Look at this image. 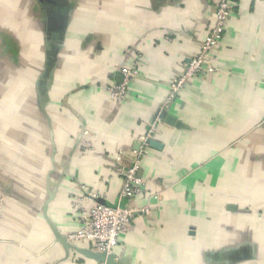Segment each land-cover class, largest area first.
Returning a JSON list of instances; mask_svg holds the SVG:
<instances>
[{
	"label": "crops",
	"instance_id": "1",
	"mask_svg": "<svg viewBox=\"0 0 264 264\" xmlns=\"http://www.w3.org/2000/svg\"><path fill=\"white\" fill-rule=\"evenodd\" d=\"M30 1L23 11L22 2L0 0V17L20 36L21 67L0 98L8 102L0 113V264H95L53 243L40 213L47 182L57 189L51 218L65 232L74 229L79 184L125 206L115 169L131 163L159 108L174 121L159 123L157 147H144L145 187L133 201L153 210L120 235V264H264V0H233L214 55L219 72L174 95L170 84L207 36L216 0H68L44 13ZM53 30L62 35L44 91L57 147L51 164L33 81ZM130 65L137 78L116 106L109 88ZM82 126L92 138L87 152L74 146Z\"/></svg>",
	"mask_w": 264,
	"mask_h": 264
},
{
	"label": "built area",
	"instance_id": "2",
	"mask_svg": "<svg viewBox=\"0 0 264 264\" xmlns=\"http://www.w3.org/2000/svg\"><path fill=\"white\" fill-rule=\"evenodd\" d=\"M233 0H216L214 20L205 39L200 44L198 52L191 57L182 74L170 84L171 94L174 95L195 79L204 75L218 73L214 55L220 46L225 32L229 27L233 11ZM120 81L109 88V97L115 105L125 101L129 86L137 78L135 66H122L119 70ZM160 121H152L144 136L139 138L138 150L132 151L133 160L128 166L115 169L116 175L122 180L120 198L129 201L125 206H106L95 202L98 197L94 193H84V186L79 184L80 195L73 197L70 203V213L75 217L74 229L66 232L67 239L74 244L84 246L98 252H115L119 254L121 246L119 237L130 230L131 222L136 216H148L153 205L147 203L141 207L133 205L136 197L140 196L145 187V180L140 174L141 157L147 146L146 140L153 138ZM79 149L88 151L91 146V136L84 131ZM145 147V148H144ZM121 155L116 160H121ZM158 195V194H157ZM156 196V195H155Z\"/></svg>",
	"mask_w": 264,
	"mask_h": 264
},
{
	"label": "water",
	"instance_id": "3",
	"mask_svg": "<svg viewBox=\"0 0 264 264\" xmlns=\"http://www.w3.org/2000/svg\"><path fill=\"white\" fill-rule=\"evenodd\" d=\"M56 5L58 7L62 6L61 4H56ZM61 30H63V28ZM60 35L62 34L61 33L57 34V31L53 30L52 34L45 40L44 45H43L44 46V59L39 69V72L36 74L35 79L33 81L34 90L36 91V96H37L38 108L44 118L47 128L49 129L48 138L50 140V161L52 162L51 164H54L53 163L54 156H55L57 147L54 142L53 131L50 125L51 120L46 111V95L44 91L47 86V83L49 82L50 74L54 68L58 47L61 46V43H60L61 36ZM170 94H171V90H170ZM156 119L168 125L169 124L172 125L174 121V119L171 116L166 115L165 110L160 111V108L155 112L153 116V120H156ZM85 130L86 129L83 126L80 127V131L74 139L75 146L79 144V141L83 137V133ZM146 143L150 147H157L153 138L147 139ZM137 144L139 145V143ZM56 192H57L56 187L50 189L49 184L47 182L46 198L43 202V205L40 206L41 218L44 221L47 228L49 229V232L53 239V243L60 245L66 256H68L70 252H73V253L81 255L82 257L88 260L93 261L95 264H120V262L124 260L121 257L120 253L117 254L115 252L107 253V252L93 251L90 248L71 243L67 239L66 232L56 225V223L53 221L50 215V205L53 201V197ZM96 202L102 205H106V206H113V205L108 204L104 200L97 199Z\"/></svg>",
	"mask_w": 264,
	"mask_h": 264
},
{
	"label": "trees",
	"instance_id": "4",
	"mask_svg": "<svg viewBox=\"0 0 264 264\" xmlns=\"http://www.w3.org/2000/svg\"><path fill=\"white\" fill-rule=\"evenodd\" d=\"M3 8V7H2ZM3 9H0V12L6 11ZM5 13V12H3ZM1 13V16L3 15ZM10 25L7 27L5 24L4 19L0 17V98L2 97V88H4L3 84L6 80H9L10 78L15 80L16 83L18 82V79L15 77L18 73H20L21 67L19 66V62H16V58L18 59L17 52L18 51V39L17 36L20 38L19 35H17V32L13 30H9ZM28 70V69H27ZM1 119L2 116H0V129L2 127L1 125ZM2 136V132H0V137Z\"/></svg>",
	"mask_w": 264,
	"mask_h": 264
},
{
	"label": "flooded vegetation",
	"instance_id": "5",
	"mask_svg": "<svg viewBox=\"0 0 264 264\" xmlns=\"http://www.w3.org/2000/svg\"><path fill=\"white\" fill-rule=\"evenodd\" d=\"M34 2H36L37 6L39 7L40 9V12H43L47 10V8H53L54 9H60L62 8L63 9V6L66 7L64 4V2H68V0H33ZM15 2H22V6H23V11H25V7L27 5V3H33L31 2L30 0H15ZM61 4L62 6L59 8L56 4ZM47 5V6H45ZM47 17H50L52 18V15H47ZM41 23V26L43 25L42 21L40 22Z\"/></svg>",
	"mask_w": 264,
	"mask_h": 264
},
{
	"label": "rangeland",
	"instance_id": "6",
	"mask_svg": "<svg viewBox=\"0 0 264 264\" xmlns=\"http://www.w3.org/2000/svg\"><path fill=\"white\" fill-rule=\"evenodd\" d=\"M3 1H5V0H3ZM7 2H8V0H7ZM8 5H10V4H8ZM24 73V72H23ZM20 78L18 77V81H20L19 80ZM3 89V88H2ZM5 90H2V94H4L5 92H4ZM17 98H18V96H17ZM3 101V103H1V105H0V113H2L3 112V110L7 107V104H8V102L7 103H5V100H2ZM8 134H9V132H6V136L8 137ZM82 140V139H81ZM81 140L79 141V143L81 142ZM75 146V145H74ZM75 148L76 149H78L79 151H82L81 149H79V145H76L75 146Z\"/></svg>",
	"mask_w": 264,
	"mask_h": 264
}]
</instances>
